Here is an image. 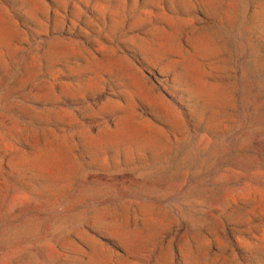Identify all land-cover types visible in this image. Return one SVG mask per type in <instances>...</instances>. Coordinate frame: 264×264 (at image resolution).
<instances>
[{"label":"rangeland","instance_id":"rangeland-1","mask_svg":"<svg viewBox=\"0 0 264 264\" xmlns=\"http://www.w3.org/2000/svg\"><path fill=\"white\" fill-rule=\"evenodd\" d=\"M0 264H264V0H0Z\"/></svg>","mask_w":264,"mask_h":264}]
</instances>
